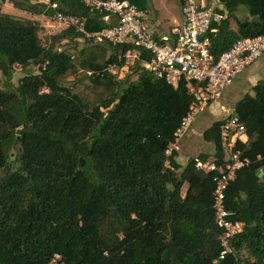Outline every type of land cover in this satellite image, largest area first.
I'll use <instances>...</instances> for the list:
<instances>
[{
	"label": "trees",
	"instance_id": "16d2710c",
	"mask_svg": "<svg viewBox=\"0 0 264 264\" xmlns=\"http://www.w3.org/2000/svg\"><path fill=\"white\" fill-rule=\"evenodd\" d=\"M9 1L31 14H54L42 1ZM48 1L84 16L88 32L116 24L84 0ZM128 1L146 12L151 7L150 0ZM183 1L177 0L180 7ZM217 1L223 8L215 9L226 14L206 33L214 60L236 38L264 33V0ZM239 5L248 17L233 15ZM40 28L39 21L0 6V170H6L0 177V264H50L54 254L59 258L51 264H264V78L233 104L248 137L238 147L249 162L224 192L230 219L243 227L230 239L231 252L219 258L213 173L195 161L223 162L220 121L202 131L212 154L189 156L181 167L177 151L166 149L193 102L184 82L173 87L154 76L144 66L147 50L100 40L79 64L108 96L86 104L61 82L76 65L55 41L97 39L66 26L42 44ZM127 49L137 52L131 67L137 76L117 81L111 67L128 63ZM15 63L23 71L16 85ZM12 152L17 168L7 170Z\"/></svg>",
	"mask_w": 264,
	"mask_h": 264
},
{
	"label": "built area",
	"instance_id": "2783aa9c",
	"mask_svg": "<svg viewBox=\"0 0 264 264\" xmlns=\"http://www.w3.org/2000/svg\"><path fill=\"white\" fill-rule=\"evenodd\" d=\"M54 9L53 17L66 26H72L86 37L105 40L112 44L129 43L147 50L151 57L144 66L156 77H163L173 87L184 82L192 96L188 112L182 118L174 133V140L166 153L176 148L179 137L187 129L193 115L199 109L216 104L218 109L219 137L223 149V162L197 159L195 167L213 173L214 221L222 229L219 242L222 247L219 258L231 252L230 239L242 230L243 222L230 219L231 212L224 204V192L235 171L249 160L242 156L238 144L248 139L244 124L234 111V105L227 102L223 94L237 75L251 65L264 52V33L253 37H238L230 46L212 59L206 33L213 21L224 17V12L213 6H206L197 0H184L181 7L182 21L160 33L158 28L147 21V12L138 9L128 0H84L90 10L104 11V20L116 19V24L98 31L85 29V17L63 13L57 10L55 2L38 0ZM126 62L137 58L136 50L127 49L123 53ZM21 65L14 64V67ZM59 258L54 254L50 264Z\"/></svg>",
	"mask_w": 264,
	"mask_h": 264
},
{
	"label": "rangeland",
	"instance_id": "374dc122",
	"mask_svg": "<svg viewBox=\"0 0 264 264\" xmlns=\"http://www.w3.org/2000/svg\"><path fill=\"white\" fill-rule=\"evenodd\" d=\"M198 1V0H197ZM151 2V0H150ZM199 2V1H198ZM1 11L10 14L14 17L29 18L39 21L41 28L38 32L42 44H47L50 41L51 35L59 33L63 30L66 25L57 21L54 17H48L43 14H31L13 6L9 0H5L1 3ZM167 8V11H166ZM149 19H157V25L166 24V18L168 15L173 14L180 16L181 7L178 5L177 0H153L151 2L150 9L147 10ZM237 18L248 17V12L245 6L239 5L233 14ZM230 22L234 25L235 21L231 17ZM235 26V25H234ZM102 41L95 40H84L83 38L74 39H60L55 41V45L58 48H64L67 52L71 53L75 63V68L67 72L62 78L61 82L63 85L70 88V90L76 93L82 98L86 104H95L108 96V92L104 86L93 83L89 79V72L86 68L80 66L81 58L85 57L89 52L95 51L102 46ZM81 49L83 53H81ZM109 51L106 50L103 55L107 57ZM133 62H128L123 68L111 67V71L118 81L127 75L129 80L136 78L137 74L131 72ZM32 72H36V66H29ZM23 75V71L18 66L13 68L12 83L17 84L18 79ZM3 78L0 74V83ZM249 89L248 87H241L238 84V79L233 80L226 90L225 99L230 104H234L241 96L244 90ZM251 90V89H249ZM217 107V106H216ZM212 109V108H211ZM209 109L202 108L195 112L191 121L188 124L187 129L183 132L182 136L179 137L176 143L177 157L176 160L179 162L181 167L185 164L189 156H197L199 153L212 154L213 144L210 141H205L202 137V131L208 127L214 120L218 118L217 114H211ZM209 155V156H210ZM17 168V161L13 159V152L9 158V166L7 170H14ZM177 170V173H179ZM6 172V170H0V177ZM186 184L182 186V193L185 191Z\"/></svg>",
	"mask_w": 264,
	"mask_h": 264
},
{
	"label": "crops",
	"instance_id": "0c3cea01",
	"mask_svg": "<svg viewBox=\"0 0 264 264\" xmlns=\"http://www.w3.org/2000/svg\"><path fill=\"white\" fill-rule=\"evenodd\" d=\"M198 1H199V3L204 4L206 6H210V7L213 6L214 8H218V9L223 8L222 4L219 3L217 0H211L209 2V4H207L206 0H198ZM151 2L153 3V0H151ZM166 11H167V8H166ZM224 14H226L225 11H224ZM149 18L150 17L148 16V12H147V21L150 22V23H153L158 28V30L160 31V33H162V34L163 33H167V31H169L172 26H174L176 24H179L182 21V15L175 16V15H173L171 13H170V15H168L167 17H165L166 18V21H167L166 24H161L159 22V25H157V23H156V22H158L157 19L152 20V19H149ZM232 24L233 23L230 22V27L235 30L236 29V24L234 23L235 26L232 25ZM263 78H264V52L257 58V60L255 62H253L248 67L244 68L237 75V77L235 79H238V84L241 85V87H248L249 89H251V87L258 80L263 79ZM249 89L244 90V92H242L241 96L244 93L252 94V90H249ZM226 90H225V92L223 94L224 99H225ZM206 109H209L210 110L209 112L211 114H217L218 115V109H217L215 103L212 104V105H210V106H208V107H206Z\"/></svg>",
	"mask_w": 264,
	"mask_h": 264
},
{
	"label": "water",
	"instance_id": "95a60500",
	"mask_svg": "<svg viewBox=\"0 0 264 264\" xmlns=\"http://www.w3.org/2000/svg\"><path fill=\"white\" fill-rule=\"evenodd\" d=\"M253 19L256 20V17H254ZM80 162H81V163L83 162L82 159H80Z\"/></svg>",
	"mask_w": 264,
	"mask_h": 264
}]
</instances>
